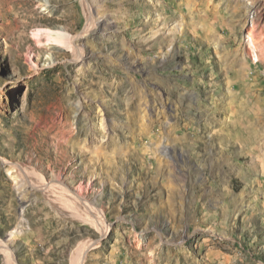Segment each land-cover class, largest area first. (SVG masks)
I'll return each instance as SVG.
<instances>
[{
  "label": "rangeland",
  "instance_id": "1",
  "mask_svg": "<svg viewBox=\"0 0 264 264\" xmlns=\"http://www.w3.org/2000/svg\"><path fill=\"white\" fill-rule=\"evenodd\" d=\"M79 251L264 264V0H0V264Z\"/></svg>",
  "mask_w": 264,
  "mask_h": 264
},
{
  "label": "bare ground",
  "instance_id": "2",
  "mask_svg": "<svg viewBox=\"0 0 264 264\" xmlns=\"http://www.w3.org/2000/svg\"><path fill=\"white\" fill-rule=\"evenodd\" d=\"M45 32H46L48 38H50V40L52 42H58L60 44H67V43H72V41H74L72 36L66 37V33L62 29H49V28H46ZM41 33H42L41 30H38V31L34 32V37L36 38L38 43H41V39H40ZM74 48H75V52H78V49L76 48V46ZM80 53H81V50H80ZM13 168L15 169V171L19 175H21L26 180V182L29 183V185H34L33 183L30 182V179L26 177V171H28V170H26L24 167L19 166V165L18 166H13ZM55 183H58V182H54V183L48 184V186H46L45 188L46 189H51V188L58 187L57 185H55ZM67 192H66V194L69 193L68 195H69L70 200L73 203H75L74 206H76V207H78V206H88V209L90 211L92 209L91 213H93L94 210L90 206V202H88V200L86 198L80 197L78 194H76L74 192H71V191H69L68 193ZM79 209H82V208H79ZM97 215H99V213ZM99 217H101V216L99 215ZM102 219L103 218L101 217V223H102ZM97 220H99V219L96 218L94 222L95 223L98 222ZM81 262H82L81 252L79 251V253L76 255L75 263H73V264H80Z\"/></svg>",
  "mask_w": 264,
  "mask_h": 264
}]
</instances>
